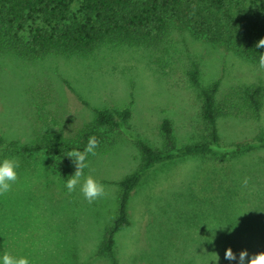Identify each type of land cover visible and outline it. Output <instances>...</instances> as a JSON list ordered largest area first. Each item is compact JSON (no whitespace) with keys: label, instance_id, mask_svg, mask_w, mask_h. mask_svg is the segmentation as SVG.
Wrapping results in <instances>:
<instances>
[{"label":"rangeland","instance_id":"rangeland-1","mask_svg":"<svg viewBox=\"0 0 264 264\" xmlns=\"http://www.w3.org/2000/svg\"><path fill=\"white\" fill-rule=\"evenodd\" d=\"M211 1H199L205 6L199 21L205 37L176 19L151 45L105 43L88 56L38 59L0 54V139L22 146L70 138L92 125L93 109L129 106L128 131L153 148L165 147L164 118L176 147L205 140L201 97L187 76L193 63L201 85L219 79L221 143L248 140L259 127L264 130V94L259 113L243 95L245 85L260 84L264 93V70L259 61L235 53L240 37ZM250 1L231 0L226 9L241 18ZM77 8L74 2V13ZM98 131L101 141L84 173L106 194L91 203L79 185L71 193L66 188L74 164L55 169V158L45 149L0 159L19 165L11 191L0 196V257L8 252L29 264H109L97 248L116 216L118 182L137 167L141 154L120 131ZM127 211L129 223L116 235L118 264H237L224 258L227 248L238 260L241 250L251 256L264 240V149L155 164L130 192Z\"/></svg>","mask_w":264,"mask_h":264},{"label":"trees","instance_id":"trees-1","mask_svg":"<svg viewBox=\"0 0 264 264\" xmlns=\"http://www.w3.org/2000/svg\"><path fill=\"white\" fill-rule=\"evenodd\" d=\"M200 0H0V54L38 59L46 55H90L105 43L151 45L162 40L180 19L197 36H204L199 21L205 6ZM231 0H212L213 6L222 10L225 23L235 29L240 37L235 53L249 62H258L264 48H256L257 41L264 37V0H251L250 7L236 18L226 9ZM77 2L74 13L72 4ZM31 24L26 35L25 26ZM205 37V36H204ZM187 76L201 97L200 116L208 128L207 138L176 147L171 140L169 120L164 118L160 128L164 133V149H156L128 131L125 123L130 116L129 106L123 108H95L94 122L80 129L70 138L57 137L16 146L14 141L0 139V159L10 154H25L45 149L54 157L55 169L72 165L68 151L83 150L90 136L101 141L99 127L118 130L132 138L140 150L137 167L119 182L117 212L112 223L105 229L97 248V254L109 264H118L115 252L117 233L129 223L127 202L130 192L155 164L188 156L245 154L264 149V130L259 127L248 140L223 144L217 126L218 110L215 94L219 79L209 86L201 85L196 63L187 71ZM262 86L245 85L243 95L253 111L259 113ZM264 251V240L257 252Z\"/></svg>","mask_w":264,"mask_h":264},{"label":"clouds","instance_id":"clouds-1","mask_svg":"<svg viewBox=\"0 0 264 264\" xmlns=\"http://www.w3.org/2000/svg\"><path fill=\"white\" fill-rule=\"evenodd\" d=\"M255 47L264 48V37L257 41ZM259 69L264 70V52H261L259 55ZM98 146L99 141L97 138L95 136H90L82 151L78 148H74L66 154L67 157L71 158V161L75 166L74 174L66 181V188L68 192L71 193L75 191L79 185L81 193L89 203L103 197L106 194L104 186L101 183H99L92 175H85L84 173V169L88 167L86 161L89 154L95 156ZM18 166V161L11 158H4L0 161V196L11 191L12 185L18 179L16 171ZM247 183L248 179L245 178L243 185L246 186ZM224 258L229 261H237V264H264V251H260L249 256L247 249H243L240 251L237 260L236 253H234L232 248L229 247L225 251ZM218 260L219 256L216 254V259L214 261ZM0 264H29V260L23 256L16 257L8 252H4L3 256L0 257Z\"/></svg>","mask_w":264,"mask_h":264}]
</instances>
